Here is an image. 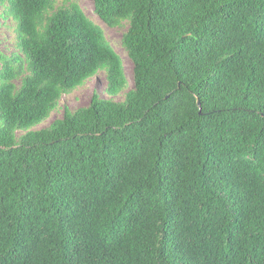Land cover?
Instances as JSON below:
<instances>
[{"label": "trees", "instance_id": "1", "mask_svg": "<svg viewBox=\"0 0 264 264\" xmlns=\"http://www.w3.org/2000/svg\"><path fill=\"white\" fill-rule=\"evenodd\" d=\"M93 3L131 90L76 1L0 0V264H264V0Z\"/></svg>", "mask_w": 264, "mask_h": 264}, {"label": "rangeland", "instance_id": "2", "mask_svg": "<svg viewBox=\"0 0 264 264\" xmlns=\"http://www.w3.org/2000/svg\"><path fill=\"white\" fill-rule=\"evenodd\" d=\"M81 8H83L86 15L97 25L103 28L104 33L110 44L113 46L114 50L122 58L125 72L129 80V89L134 87V66L130 60L127 51L122 45L123 34L128 29V24H124L121 28H110L108 27L94 12L93 0H74ZM62 3L58 4L60 7ZM4 12V7L0 4V15ZM16 23L13 19L3 18L0 16V56L12 57L13 55H18V50L16 48V34H15ZM2 64L0 62V69ZM107 78L104 72H99L95 77L89 79L85 84L73 93L64 95L60 101V105L55 110L50 118L44 123L36 126L33 130H41L49 127L55 120L60 119L64 116L65 110L69 109L71 111H76L81 108L87 107L94 94L99 95L101 98L110 99L107 94ZM125 98V93L118 97L113 98L116 101H123ZM23 133L20 132L19 135Z\"/></svg>", "mask_w": 264, "mask_h": 264}, {"label": "water", "instance_id": "3", "mask_svg": "<svg viewBox=\"0 0 264 264\" xmlns=\"http://www.w3.org/2000/svg\"><path fill=\"white\" fill-rule=\"evenodd\" d=\"M198 106H199V108H201V103H200L199 99H198Z\"/></svg>", "mask_w": 264, "mask_h": 264}]
</instances>
